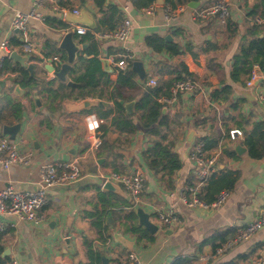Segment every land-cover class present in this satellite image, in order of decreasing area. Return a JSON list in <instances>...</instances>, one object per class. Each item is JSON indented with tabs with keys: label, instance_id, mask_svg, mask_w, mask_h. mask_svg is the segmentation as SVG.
I'll return each instance as SVG.
<instances>
[{
	"label": "crops",
	"instance_id": "crops-1",
	"mask_svg": "<svg viewBox=\"0 0 264 264\" xmlns=\"http://www.w3.org/2000/svg\"><path fill=\"white\" fill-rule=\"evenodd\" d=\"M172 2L173 7L185 5L178 3V0ZM212 2L199 0L196 8L188 7L187 3L186 8L169 21L165 20L162 10L167 4L157 5L159 8L153 15H146L142 11L144 0H104L103 3L104 12L108 6H115L120 11L119 21L123 17L132 21L128 46L135 61L143 64L145 83L149 79H155L156 82L172 81L175 71L183 64L194 75V81L199 86L194 93L179 92L173 105L161 109V115L169 118L178 113L177 122L168 129L167 139L173 143V152L182 164L179 170L164 178L147 166L144 152L150 142L135 116L132 119L136 130L126 140L111 129L107 135L108 149L94 147L95 139H100L101 133L99 129L97 133L88 130L85 116L95 115L99 127L108 124L107 120L100 118L99 112L113 105L106 98L111 93L110 89L106 91V86L99 84L102 98L93 99L101 102L103 108L85 109L92 110L87 114L85 110L68 113L63 108V102H46L45 95L18 87L14 73L7 69L2 71L0 136L8 138L2 133L3 125L20 124L19 132L12 142L20 152L31 153V162L25 166L12 165L7 170L0 167V190L8 185L21 191L35 189L41 163L76 159L81 169L78 181L47 189V202L41 210V223L4 219L6 226L0 236L2 264H9L13 258L20 264H54L57 259H62V264H101V254L108 260V264H116L126 261L129 252L134 253L143 264H249L252 258L264 255V227L222 253H215L216 248L235 236L238 228L257 218L264 207V156L260 159L250 157L243 143L245 135L253 129L254 124L264 125V102L259 99V96L264 98L263 76L261 74L250 87L245 85L248 77L243 78L242 82H232L230 79L233 58L246 50L255 37L264 38V28L253 24L255 16L264 14V0H232L226 24H220L214 19H197L196 9ZM31 7L32 0H0V42L3 39H7L10 44L19 41L28 49L22 52L17 47L15 51L26 58L23 68L32 65L31 76L40 81L36 87L38 90L48 82H53L54 86L62 83L45 70L44 65L50 59L60 57V53L52 51L54 48L60 49L59 41L67 32L73 33V40L79 47L73 72L82 70L78 58L86 56L84 51L90 47V42H80V37L73 31L74 26L81 25L64 22V13L60 9L78 11L85 8L92 14L95 28L87 29L97 45V57L106 59L113 67L107 58H117L122 46L113 39L94 37L99 31V21L105 18L94 0H44L37 10L43 18L41 21L30 20L24 34L12 30L10 24L14 13L27 12ZM149 36L178 44L179 52L172 57L164 52L153 51L145 44ZM82 45L85 48H81ZM45 55L48 58H44ZM254 68L259 70L257 66ZM105 74L113 84L116 82L117 71ZM133 75L138 87L121 88L119 96L115 98L117 102H135L141 95L143 87L140 85L143 83L139 82L136 74ZM67 79L72 80L70 74ZM223 85L231 87L228 101H212L211 92L219 90ZM62 91L71 96L77 93V89L70 90L69 87ZM33 92L39 97V106L33 99ZM17 103L22 108L18 119L12 112V106ZM234 128L243 132V136L238 138L245 149L242 154L234 151V141L226 136ZM190 132L193 135L189 141L187 138ZM203 139L217 142L210 150L204 147L206 153H212L218 146L222 149L214 178H236L228 198L217 210L187 208L178 200L184 188L195 182L190 154L194 144L198 140L204 143ZM223 151L232 152L233 155ZM111 172H140L143 175L145 189L140 206L131 207L133 204L128 195L122 197L102 190L105 182L103 176ZM171 204H174L177 222L165 226L157 220L153 210H163ZM137 208L149 214L150 221L158 226L155 234L147 231L149 239L130 231L132 223L126 220V216L131 209L135 212ZM94 213L101 214V227L105 228L103 235H107L105 242L100 240L92 225L91 215ZM68 229L69 233L64 234ZM113 234H121L130 243L129 248L116 242ZM65 236L71 237L72 253H63L65 246L62 238ZM101 248L103 252L99 251ZM4 250L9 253L1 257ZM202 256L204 260H200Z\"/></svg>",
	"mask_w": 264,
	"mask_h": 264
},
{
	"label": "trees",
	"instance_id": "trees-1",
	"mask_svg": "<svg viewBox=\"0 0 264 264\" xmlns=\"http://www.w3.org/2000/svg\"><path fill=\"white\" fill-rule=\"evenodd\" d=\"M165 4L173 7L172 0H164ZM189 1L198 2L199 0H178V3L187 4ZM94 3L98 9L104 13V19L99 21L98 33L110 32L115 29L120 22V11L115 6H108L106 12L102 10L104 0H94ZM154 3V0H144L143 8L148 7ZM142 8V9H143ZM101 28V29H100ZM80 42H90V47L87 48L84 53L86 56H79L78 62L82 66V70L79 72L71 71V79L73 82L79 84L78 87H69L70 90L77 89V93L74 96L69 95L62 91L67 88L63 83H59L54 86L53 82H48L41 86L38 90L37 85L40 81L30 76V73L23 67L16 63H13L11 59L5 58L3 61V70L7 69L9 72L14 73L18 80L17 86L23 89H29L31 91H37L40 95H45L46 102H62L65 99H71L80 101L83 99H101L102 90L99 84L106 86V91L110 89L111 93L107 94V100L113 105L106 111H99L100 118L107 120L108 124L100 125V148L103 150L108 149L107 135L111 129L116 130L126 140L136 130V126L133 123L132 117L135 116L139 123V126L145 131L148 136L150 145L144 152V158L147 162L149 170L156 174H160L161 177L170 176L175 171L181 168V161L177 154L173 152V143L167 139L168 129L171 125L175 124L178 119V113L172 118L161 115L162 104L157 101L158 98H168L171 94V86L173 81L183 80L185 78L195 79L194 75L190 73L187 68L181 64L172 81L159 80L154 86H147L145 82L140 86L143 87L141 95L135 100L133 105L132 115H127L126 111L115 98L119 96L120 89L123 87L137 88L138 84L134 81V75L129 70L127 72H118L117 80L113 84L108 76L102 71L101 64L97 57V45L93 41V35L87 32L84 35H78ZM145 44L155 52H164L169 56H175L179 52V45L176 43H167L163 39L157 36H149L145 39ZM12 47L17 48L23 45L19 41H13L10 44ZM48 45V44H47ZM53 53H60L59 60L64 61L65 55L61 49L54 48ZM91 56L90 58H87ZM48 58V56H44ZM254 66H257L261 72L264 84V38L255 37L249 44L246 50L233 58L232 70L230 73V79L232 82H242L243 78H247ZM57 69V68H56ZM231 93V87L223 85L219 90H213L211 92V100L223 103L227 102ZM7 99V98H6ZM9 102V100H7ZM21 106L17 103L12 106V112L14 117L18 119L21 113ZM92 110H85L84 113H90ZM155 125V126H154ZM205 150H210L215 147L217 142L212 140L203 139ZM243 143L247 148V153L254 159H260L264 156V125L256 123L253 129L245 135ZM225 152L227 155H233L231 152ZM231 174L227 175L230 176ZM236 178L231 177L226 180L215 179L212 175L206 186L202 190L201 198L206 203H211L215 196L221 191L229 192L235 183ZM132 207V205H131ZM93 218L92 225L96 228L100 240L106 241L107 235L105 228H102V220L100 213H94L91 215ZM135 212L131 209L126 216V220L131 221L130 231L139 234L143 238H150L148 232L136 222ZM224 242V241H223ZM90 248V246H88ZM1 252V247H0ZM0 264L2 261L0 259ZM177 264H184L180 262Z\"/></svg>",
	"mask_w": 264,
	"mask_h": 264
},
{
	"label": "built area",
	"instance_id": "built-area-1",
	"mask_svg": "<svg viewBox=\"0 0 264 264\" xmlns=\"http://www.w3.org/2000/svg\"><path fill=\"white\" fill-rule=\"evenodd\" d=\"M44 0H32V7L27 12L17 11L14 13L10 27L12 30L25 33L26 26L30 20H39L43 18L38 13V8L42 5ZM232 0H213V2L203 8L196 9L195 16L201 21L214 19L220 24H226L230 15V7ZM159 6L152 3L142 11L146 15H153ZM186 8L185 5H177L171 7L164 6L163 16L166 21H169L174 15L182 12ZM62 13L67 12L65 9H60ZM77 14L78 11H72ZM253 24L257 27L264 28V14L257 15L253 18ZM132 29V21L128 17L117 24L114 30L110 32L95 33V38L113 39L118 41L122 49L117 54V58H107L112 68L117 72H125L129 69L133 61L134 55L128 46L130 33ZM73 31L77 35H84L88 29L84 26H74ZM22 52L27 51L21 45ZM18 48V49H19ZM16 48L10 45L7 39L0 42V75L3 71V61L9 58V54L15 51ZM60 60L56 57L50 59L52 65L59 67ZM257 70L253 67L245 82L247 87L254 84L259 79ZM147 86H154L155 79H149L145 83ZM199 89L198 84L189 78L183 80L173 81L171 86V94L168 98L160 97L157 99L162 106L173 105L177 101L179 92L194 93ZM259 99L264 102V98L259 96ZM85 124L88 130L97 133L99 129V120L93 114L85 116ZM229 140L234 141L243 136L242 130L234 128L226 133ZM101 140L96 137L94 147L98 148ZM222 149L218 146L212 153H206L204 150V143L198 140L190 154V158L194 164L195 182L187 185L178 200L187 208H202V209H219L229 196V192L221 191L211 203H206L202 198V190L206 186L209 178L214 175L217 167V160L221 156ZM31 162V153L20 152L13 142L5 136H0V167L7 170L12 165H28ZM39 180L36 183V188L33 190H16L8 185L0 190V236L5 230V218H13L16 222H27L31 224H38L43 221L41 215L42 208L47 202V189L54 185H66L78 181L81 178V169L76 159L68 162L51 163L45 162L38 166ZM103 180L111 181L120 186V188L129 196L132 206L138 207L142 203V196L145 189V179L140 172L135 173H118L111 172L103 176ZM154 215L157 220L165 225L171 226L176 224V214L174 204L167 208L154 209ZM264 227V207L260 210L257 218L245 224L243 227L237 229L235 236L224 242L221 246L216 248L215 253L220 254L230 248L233 244L239 241L248 239L253 233ZM201 257L200 260H204ZM9 264H20L16 258L10 260ZM116 264H143L140 259L132 252L126 257V261L118 262ZM249 264H264V255H259L252 258Z\"/></svg>",
	"mask_w": 264,
	"mask_h": 264
},
{
	"label": "water",
	"instance_id": "water-1",
	"mask_svg": "<svg viewBox=\"0 0 264 264\" xmlns=\"http://www.w3.org/2000/svg\"><path fill=\"white\" fill-rule=\"evenodd\" d=\"M156 5L162 6L165 4L164 0H154ZM198 6L197 2H189L188 7L190 8H196ZM64 22L68 23H73L76 25H81L84 26L88 29H93L95 28V22L94 18L91 13H89L85 8H80L78 10L77 14H73L72 11H67L64 13ZM169 39V38H166ZM59 48L62 49L65 52V60L63 62H59V68L56 69L54 65L51 64V62H48L47 64L44 65L45 70H47L49 73H52L54 78L62 83H65L66 86L68 87H78L79 84L73 82L72 80H68L67 76L68 74L71 73L73 70L74 62L76 60L77 52L79 50V47L76 45V43L73 40V33L72 32H67L62 39L59 41ZM81 48H85V45H82ZM9 59L13 60L14 62L19 63L20 66L24 67L25 66V61L26 58L25 56H22L21 54L17 53L16 51H12L9 54ZM99 62L101 64V69L104 73H112L114 70L110 66L109 62L106 59H99ZM26 70L30 73V76L32 74V65L29 64L26 66ZM131 72L136 74L138 80L140 83H144L145 81V70L143 68V64L141 61H133L131 64ZM258 77H260L261 73L259 70L256 71ZM33 99L36 102V104L39 106V97L37 93L33 92L32 93ZM63 102V108L65 109L66 112L68 113H75V112H80L85 109H90L92 107H97V108H103V104L97 100L93 99H83L81 101H75L71 99H65L62 101ZM120 104L123 105L126 114L127 115H132L133 113V105L134 102H126L123 103V101H118ZM20 129V124H14V125H3L2 126V133L4 135H7L9 140L14 141L17 133L19 132ZM193 132L189 133L188 135V140L190 141L192 138ZM233 149L237 154H242L245 149L241 146L240 140L236 139L234 140V145ZM102 190L105 192H110L112 194L118 195L125 197L127 195L119 185L111 182V181H105L102 185ZM135 215L138 221V224L141 225L142 227L145 228L146 231H148L150 234H155L158 231V226L154 224L153 222L150 221L149 214L144 212L143 209L137 208L135 210ZM110 215L108 214L107 217ZM108 223L109 218L107 219ZM53 229V227H52ZM69 229L65 230L64 234H68ZM113 238L116 242H120L126 247L129 248L130 243L127 242L126 240L123 239L121 234H113ZM62 241L65 246V252L72 253V248H71V237L70 236H65L62 238ZM100 252H103V249L101 248L99 250ZM8 250H4L1 254V257H4L5 254H8ZM100 261L101 264H108V260L105 258L103 254L100 255ZM54 264H62V259H57Z\"/></svg>",
	"mask_w": 264,
	"mask_h": 264
}]
</instances>
